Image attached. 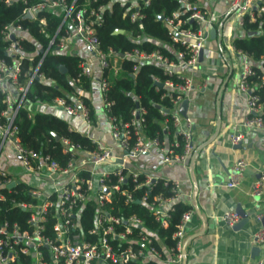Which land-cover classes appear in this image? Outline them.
Here are the masks:
<instances>
[{
	"label": "built area",
	"instance_id": "obj_1",
	"mask_svg": "<svg viewBox=\"0 0 264 264\" xmlns=\"http://www.w3.org/2000/svg\"><path fill=\"white\" fill-rule=\"evenodd\" d=\"M2 1L9 4L14 0ZM119 1L123 3V0ZM181 2L185 8L164 19L171 41L179 45L174 58L164 56L158 50L145 52L137 47L127 53V56L138 61L154 60L162 66L165 78L155 76L153 83L156 89H165L161 97H167L171 102L170 108L159 109L165 116V135L150 138L145 135V110L140 106L131 111L128 121H116L109 113L111 102L105 96L107 81L101 78L111 143L107 145L100 140L90 139L92 148L88 149L69 138H62L61 150L68 155L64 163L49 154L23 146L16 136V125L13 123L15 99L7 85L19 92L26 90V86L18 80L21 60L26 57L21 47L24 36L18 24L3 27L2 38L7 42L5 54L12 58V62L0 59V93L5 104L0 111V154L9 146L18 158L22 172L34 178L36 186L21 181L0 167V202L18 193L15 189L18 183L28 186L26 192L30 198H10V205L22 210L24 217L12 221L0 215V264H140L148 260L156 264L181 263L186 226L193 212L191 207L182 212L175 224L170 236L173 244H161L160 248L156 245L160 242L156 232L149 229L137 214L125 209L132 203L145 205L150 210L152 220L165 227L170 222L176 203L183 197H189L190 191L184 190L177 179L133 169L132 161L142 155H153L163 164L188 165L194 151L193 123L190 117L180 113L179 107L188 99L193 78L183 73L181 68L192 69L198 65L200 50L219 19L234 17L235 25L244 33L246 24L264 19V0H228L227 9L221 14L203 9L193 0ZM41 9H60L63 20L68 23L69 30H65V36L58 41V48H65L71 38H81L93 55V60H83L79 64V73L72 79L74 83H78L82 76L91 77L95 68L102 70L115 65V53L112 50L102 51L94 33V26L102 20V4L89 9V16L85 18L83 13L86 6L75 10L65 0H41L26 7L23 14L35 17ZM186 10H190L188 15L181 17ZM141 16L138 9L130 15L132 20ZM44 22V18L40 19L41 24ZM218 34L221 45L222 35L220 32ZM225 44L238 59L236 88L247 97L249 114L243 116L241 125L247 132L264 129V100L255 90L262 88L264 94V72L258 83L252 82L256 71L251 56L237 48L233 41H226ZM260 62H264V55L260 57ZM33 77L44 78L37 73V69L29 74V80ZM81 92L78 90L72 102L58 97L54 103L89 125V111L80 97ZM167 122L174 130L172 138L168 137ZM243 140V133H231L229 136V142L234 146ZM248 165L244 157L235 159L225 186L239 187ZM12 181L15 185L9 187ZM163 189L169 194L165 195ZM247 193L260 200L264 207V165L250 183ZM86 206H92L93 214L91 225L84 229L81 218ZM220 218L226 225L233 226L240 220V215L229 209ZM256 218L259 220L261 214H257ZM252 238L264 247V226L254 232ZM246 264H264V257L249 260Z\"/></svg>",
	"mask_w": 264,
	"mask_h": 264
},
{
	"label": "trees",
	"instance_id": "obj_2",
	"mask_svg": "<svg viewBox=\"0 0 264 264\" xmlns=\"http://www.w3.org/2000/svg\"><path fill=\"white\" fill-rule=\"evenodd\" d=\"M40 1L27 0L24 3L22 0H14L6 4L0 0V59L12 62V58L5 54L7 42L3 40L1 30L7 24L20 25L24 36L21 47L26 57L21 60L18 80L26 86V90L19 92L7 85L15 99L16 114L13 123L16 125V136L23 146L41 154H49L53 159L64 163L68 155L61 150L62 138H69L88 149L92 148L91 140L86 134L69 129L66 120L43 110L40 105L52 104L58 97L72 102L78 90L90 91L91 77L82 76L78 83L72 81L79 73V64L85 59L79 54L66 51V47L58 48V41L65 36V30H69L68 23L63 20V12L60 9H41L36 12L35 17H27L23 14L26 7L33 6ZM65 1L75 10L86 6V12L83 13L84 18L89 16V9H95L101 4L104 6L101 23L94 26V33L99 48L104 52L112 50L116 56L113 67L98 69L99 78L107 81L105 96L111 102L110 115L116 121H128L133 109L138 106L143 107L145 135L149 138L165 135L163 130L165 116L160 113L159 109L160 107L170 108L171 102L167 97H161L165 89L162 87L156 89L153 83L155 76L165 78L162 74V66L154 60L138 61L134 57L127 56V53L137 47L145 52L158 50L162 55L174 58V52L179 45L171 41L164 19L173 12L185 8L181 0H148L147 3L140 0L137 7L133 6L129 0H123L122 4L119 0ZM137 9L142 16L132 20L130 15ZM189 12L190 10H186L181 17H186ZM159 15L163 18L159 19ZM92 17L91 15L90 18ZM42 18L45 20L44 24L40 23ZM244 28L246 30L244 35L234 38L233 43L251 56L256 71L252 76V82L258 83L264 72V62L259 63L260 57L264 55V19L246 24ZM116 30H122V32H115ZM61 65L66 69L64 72L60 69ZM35 69L44 78L33 77L29 80V74ZM24 73L28 74L24 75ZM255 90L260 94L261 100H264L263 89ZM80 97L88 107L90 122L94 123V111L90 100L84 93ZM2 98L3 94L0 93V111L5 107ZM35 104L39 106L33 108ZM167 123L169 124L168 137L172 138L174 130L170 122ZM54 134L59 138L56 139ZM15 189L18 191L17 194L9 195L6 201L0 202L1 217L12 221L24 217V212L11 206L10 198L30 199L26 192L28 189L26 184L18 183ZM163 193L169 194L165 189ZM175 206L170 222L165 227L157 225L152 220L150 210L145 205L132 203L125 211L137 214L149 229L156 232L160 240L156 245L160 248L161 244H173L171 233L182 212L189 207L183 200H179ZM92 214V206H86L81 218L84 229L91 225ZM140 264H156V262L148 260Z\"/></svg>",
	"mask_w": 264,
	"mask_h": 264
},
{
	"label": "crops",
	"instance_id": "obj_3",
	"mask_svg": "<svg viewBox=\"0 0 264 264\" xmlns=\"http://www.w3.org/2000/svg\"><path fill=\"white\" fill-rule=\"evenodd\" d=\"M129 1L137 7L140 0ZM193 2L219 14L228 6V0ZM214 28L216 34L213 38L209 35L206 40L198 65L192 69L181 68L183 73L193 78L185 110L193 123L194 151L188 165L163 164L153 155L140 156L139 163L143 165L141 170L177 179L184 190L190 191L189 197L180 199L193 210L186 226L185 264H246L249 260L264 257V247L252 238L254 232L263 226L264 207L260 200L247 193L250 183L264 165V129L247 132L241 125L249 109L246 95L236 88L238 59L230 51L231 59L228 58L220 45L219 32L225 42L243 36L244 32L235 25L234 17L219 19ZM69 43L66 48H71L70 52L79 54L85 60L94 59L81 38H71ZM99 75L100 71L95 68L90 91L81 92L90 100L94 123L86 125L55 103L41 104L40 108L66 120L69 129L84 133L91 140L110 144L109 122ZM38 106L35 104L33 108ZM231 133L244 134L240 145L230 144ZM4 152L0 167L18 178V158L9 146ZM239 157H244L249 163L244 180L239 187L227 188L228 172L233 161ZM236 206L246 213L247 218L235 228L234 225H226L220 215L226 210H235ZM257 214H261L259 220Z\"/></svg>",
	"mask_w": 264,
	"mask_h": 264
},
{
	"label": "water",
	"instance_id": "obj_4",
	"mask_svg": "<svg viewBox=\"0 0 264 264\" xmlns=\"http://www.w3.org/2000/svg\"><path fill=\"white\" fill-rule=\"evenodd\" d=\"M27 17H30L29 15H27ZM158 18L159 19H162L163 18V16L162 15H159L158 16ZM115 32H119V33H121L122 32V30H116ZM215 34H216V30H215V28H213V29H211V31H210V36L213 38L214 36H215ZM41 51H42V49H41ZM202 52H203V49H201L200 50V53H199V58L201 59V57H202ZM122 55V54H121ZM60 69H61V71L62 72H64L66 69H65V67L63 66V65H61L60 66ZM186 108H187V100H184L182 103H181V105H180V108H179V110H180V112L182 113V114H185V110H186ZM54 137L56 138V139H58L59 137H58V135H56V134H54ZM240 145V144H239ZM15 185V182H11V183H9V187H12V186H14ZM235 210H236V212H238V214L240 215V220L234 225V227L236 228V227H239V226H241L245 221H246V213L239 207V206H236L235 207ZM263 226H264V221H263ZM185 243H186V239L184 240V243H183V245H184V255H183V259H182V261H181V263L180 264H185V259H186V252H185Z\"/></svg>",
	"mask_w": 264,
	"mask_h": 264
},
{
	"label": "rangeland",
	"instance_id": "obj_5",
	"mask_svg": "<svg viewBox=\"0 0 264 264\" xmlns=\"http://www.w3.org/2000/svg\"><path fill=\"white\" fill-rule=\"evenodd\" d=\"M72 44H74L73 43V40H71L70 41ZM71 43H69V41L67 42V46L68 45H70ZM221 46L223 47V51L225 52V54H226V56L228 57V58H230L231 59V53L229 52V50H228V48H227V46H226V44H225V39L223 40L222 39V41H221ZM67 50L66 51H70L71 50V48H66ZM110 130V129H109ZM110 132V131H109ZM107 145H109V143H107ZM6 152H2L1 154H0V158H2L3 157V155L5 154ZM139 158L138 159H135L134 161H132V165H131V167L133 168V169H135V170H141L142 169V166L143 165H141V163H139ZM1 161V160H0ZM8 161V160H7ZM10 163V162H9ZM11 164V163H10ZM6 166L7 167H9V165H8V163L6 164ZM18 167V171H19V173L20 174H18L19 176H18V179L20 178V179H22L23 181H25V182H28L30 185H32V186H36V180L34 179V178H32V177H29V176H27L26 174H24V172H22V168L20 167V165H18L17 166ZM12 170V169H11ZM14 170V169H13Z\"/></svg>",
	"mask_w": 264,
	"mask_h": 264
}]
</instances>
